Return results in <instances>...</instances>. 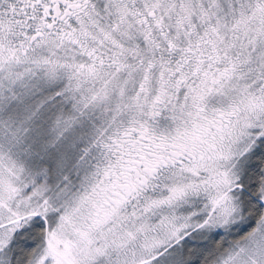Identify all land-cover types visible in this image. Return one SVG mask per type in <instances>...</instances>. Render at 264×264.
I'll return each instance as SVG.
<instances>
[{
	"label": "snow or ice",
	"instance_id": "6c2138e0",
	"mask_svg": "<svg viewBox=\"0 0 264 264\" xmlns=\"http://www.w3.org/2000/svg\"><path fill=\"white\" fill-rule=\"evenodd\" d=\"M0 264H264V0H0Z\"/></svg>",
	"mask_w": 264,
	"mask_h": 264
}]
</instances>
